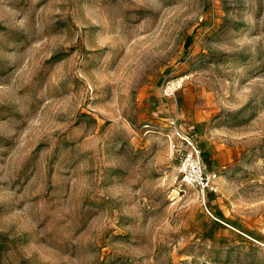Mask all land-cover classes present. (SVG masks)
<instances>
[{"label": "rangeland", "instance_id": "obj_1", "mask_svg": "<svg viewBox=\"0 0 264 264\" xmlns=\"http://www.w3.org/2000/svg\"><path fill=\"white\" fill-rule=\"evenodd\" d=\"M0 264H264V0H0Z\"/></svg>", "mask_w": 264, "mask_h": 264}, {"label": "built area", "instance_id": "obj_2", "mask_svg": "<svg viewBox=\"0 0 264 264\" xmlns=\"http://www.w3.org/2000/svg\"><path fill=\"white\" fill-rule=\"evenodd\" d=\"M184 79L180 78L168 84V89L174 92L180 89ZM181 144L177 146L179 163L177 172L187 185L206 192L218 191V174L206 167L202 150L195 137L180 135Z\"/></svg>", "mask_w": 264, "mask_h": 264}]
</instances>
